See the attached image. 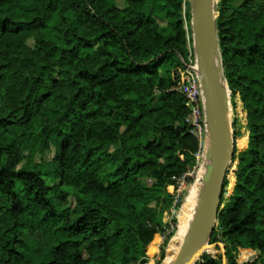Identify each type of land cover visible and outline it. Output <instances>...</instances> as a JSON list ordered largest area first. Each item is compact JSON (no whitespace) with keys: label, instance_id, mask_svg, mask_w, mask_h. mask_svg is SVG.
I'll list each match as a JSON object with an SVG mask.
<instances>
[{"label":"trees","instance_id":"obj_1","mask_svg":"<svg viewBox=\"0 0 264 264\" xmlns=\"http://www.w3.org/2000/svg\"><path fill=\"white\" fill-rule=\"evenodd\" d=\"M215 13L248 133L217 225L226 264H264V0ZM184 21L189 0H0V264H147L198 149L175 88Z\"/></svg>","mask_w":264,"mask_h":264},{"label":"water","instance_id":"obj_2","mask_svg":"<svg viewBox=\"0 0 264 264\" xmlns=\"http://www.w3.org/2000/svg\"><path fill=\"white\" fill-rule=\"evenodd\" d=\"M216 0H190L192 47L199 65L203 117L210 131V164L193 220L169 264H195L202 255L221 207L224 180L233 162V132L228 115L229 89L223 75L215 26ZM236 168H231L234 173Z\"/></svg>","mask_w":264,"mask_h":264},{"label":"rangeland","instance_id":"obj_3","mask_svg":"<svg viewBox=\"0 0 264 264\" xmlns=\"http://www.w3.org/2000/svg\"><path fill=\"white\" fill-rule=\"evenodd\" d=\"M217 2L218 0H216V3ZM120 4L122 5L123 3L120 2ZM182 9L183 11L185 10L184 2L182 3ZM189 10H190V7H189ZM156 12L159 15V17H162L164 19L163 20V19L158 18V23L160 24V26H165L167 24V20L164 17V14L158 11V9H156ZM183 28L185 30L187 54H186V58L181 55H180V58L182 59V61L184 60L186 61H184V64H183V71L181 69H178L174 73V76L176 78L175 88L179 91H181L184 87L185 78L187 76H191V74L192 75L196 74L195 71L193 70V65L195 64V53H194L192 44H190L188 40L189 33H190L189 30H191V26L189 29L187 23L184 21ZM31 43L32 41L30 40L29 44ZM170 65L171 64L169 63L165 67H169ZM163 71L164 70H162L161 72L163 73ZM228 103H229L228 115L230 119L231 129L233 132V145L238 151L241 149V147H245L247 144L248 133L246 130V116L243 111L240 97L237 94L232 96L229 92ZM186 121L190 125V132L196 137L198 141V149L194 154L195 164L182 175L175 177L173 180V183L168 185L167 187V190L172 195V201L169 204L168 210L163 215L162 227L160 228L159 232L154 235L153 239L154 240L156 239V243L154 246V250H151L150 253H147V256H148L147 264H161L164 261L165 256H166V259H165L166 261H164L162 264H166L167 258H168L167 245L172 235L173 234L176 235L178 231L179 219L184 210L186 197L190 193L191 188L194 186L197 173L199 172L200 167L202 165L203 149L205 147V142L207 139V132H206L207 123L204 120L203 114H200V117H198L196 123L193 124L192 118L190 117V112L188 113L186 117ZM234 132L237 133L235 139H234ZM242 141H245L244 144H242ZM52 154H53L52 150L48 151L44 154L43 158L49 160ZM39 158L41 157L38 156L37 160H39ZM236 165H237V160H234L226 175L227 184L225 187V192L223 194L224 201L228 198L229 193L233 188L234 181H235V175L231 171V168H236ZM149 182H150L149 179H144V183H149ZM223 203L221 205H223ZM213 230H215V234H212ZM213 230L208 237V241L205 245V249L202 255L195 262V264H199V262L203 260L204 256H210L212 258H219L220 256L222 264H226V258L224 255V243L222 242V239H221V236L218 230L217 220L214 224ZM210 240H213V241H210ZM240 256L241 254H238L236 257L237 264H254L252 263L254 261V257L247 256L246 258L242 259L240 258Z\"/></svg>","mask_w":264,"mask_h":264},{"label":"bare ground","instance_id":"obj_4","mask_svg":"<svg viewBox=\"0 0 264 264\" xmlns=\"http://www.w3.org/2000/svg\"><path fill=\"white\" fill-rule=\"evenodd\" d=\"M193 70L199 76L197 72H199V65H198V60L195 57V64L193 65ZM207 132V139L205 142V147L203 149V155H202V165L200 167L199 172L197 173L196 181L194 183V186L191 188L190 193L186 197V202L184 205V210L180 216L179 219V226H178V231L171 241L169 247H168V258L166 264H169L174 256L176 255L189 227L190 224L193 220L194 213L198 204V201L200 200L202 196V191H203V178L205 176V173L207 171V168L210 164V158L206 157V152L207 149L209 148V143H210V131L206 130ZM155 246V245H154Z\"/></svg>","mask_w":264,"mask_h":264},{"label":"built area","instance_id":"obj_5","mask_svg":"<svg viewBox=\"0 0 264 264\" xmlns=\"http://www.w3.org/2000/svg\"><path fill=\"white\" fill-rule=\"evenodd\" d=\"M181 92L184 94L185 105L189 109L192 123L195 124L200 114H203L202 94L197 74H191V76L185 78V84Z\"/></svg>","mask_w":264,"mask_h":264}]
</instances>
